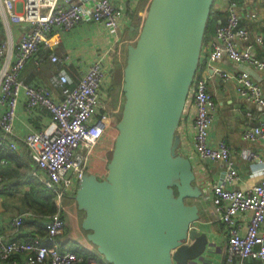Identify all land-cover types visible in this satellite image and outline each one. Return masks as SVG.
Returning a JSON list of instances; mask_svg holds the SVG:
<instances>
[{"label":"built area","instance_id":"built-area-1","mask_svg":"<svg viewBox=\"0 0 264 264\" xmlns=\"http://www.w3.org/2000/svg\"><path fill=\"white\" fill-rule=\"evenodd\" d=\"M0 1L6 16L23 27L17 43H0V145L12 151L22 147L28 150L36 168L34 176L54 194L58 208L48 216L28 212L13 218L10 225L15 230L22 228L29 217L41 220L46 235L45 238L34 236L25 241L8 242L0 236V263L7 264L13 256L20 255L23 264H106L98 257L85 258L73 251L60 250L56 242L65 229L64 200L76 194L80 180L90 172L96 148L108 140L112 124L122 112L118 110L120 107H116L117 110L110 108L104 100L110 90L105 93L108 86L103 82V67L99 62L92 63L82 73L80 81L73 85L62 66L63 61L56 53H51L50 61L61 66L51 79L52 86L61 90L60 98L46 85L26 83L21 73L43 46L52 47L58 43L52 37L54 33L70 31L83 22L102 26L105 36L118 42L119 30L126 25L125 12L113 0ZM239 1L228 0L226 19L216 27L217 44L207 54L208 62H217L226 56L236 63L247 61L264 70V60L239 49V44L249 37L240 25ZM258 42L264 46V35L258 37ZM221 76L227 78L225 73ZM241 77L238 92L264 107L260 86L246 71ZM188 96L196 108L193 121L195 151L204 160L224 161L228 166L222 180L212 185L209 196L217 219L226 225L228 260L238 257L240 264L246 260L264 263V162L259 181L253 186L229 188L238 175L228 146L223 142L211 144L215 102L206 79L194 78ZM21 99L28 110L48 111L51 120L43 129L23 136L17 133L15 118ZM241 137L245 141L264 139V119L256 126L247 127ZM6 162L2 159L0 166ZM248 212L251 217L243 230L240 217ZM192 228L197 229L195 223Z\"/></svg>","mask_w":264,"mask_h":264},{"label":"water","instance_id":"water-1","mask_svg":"<svg viewBox=\"0 0 264 264\" xmlns=\"http://www.w3.org/2000/svg\"><path fill=\"white\" fill-rule=\"evenodd\" d=\"M214 1L151 0L127 47L107 174L87 172L75 194L87 239L109 264H189L208 246V234L192 228L203 190L178 152L177 129Z\"/></svg>","mask_w":264,"mask_h":264},{"label":"crops","instance_id":"crops-1","mask_svg":"<svg viewBox=\"0 0 264 264\" xmlns=\"http://www.w3.org/2000/svg\"><path fill=\"white\" fill-rule=\"evenodd\" d=\"M113 1L122 8L126 17V25L119 30L120 40L118 42L114 43L115 41L109 40L105 36L102 26L92 22H83L70 31L54 33L52 37L57 39L58 43L52 47L43 46L26 64L21 73V78L28 84L46 85L52 88L54 95L60 98L62 97L61 90L52 86L51 79L53 75L58 73L61 66L50 61L48 56L51 53H56L63 61L62 66L69 74L73 85L80 81L82 73L92 63L99 62L104 70V85L108 86L105 93L110 90L109 99L104 98V100L107 101L110 108L115 109L113 90L116 86L119 65L120 62H126L127 47L133 43L132 34L135 27L131 25V13L135 16L134 21L136 18H141L142 11L145 10L147 13L149 0ZM227 5L228 0L214 1L212 15L217 18V24L212 32L207 35L202 46L200 64L204 67L198 69L196 78L206 79L209 92L215 102L214 119L210 130L211 144L217 145L223 142L228 146L234 170L238 175V179L228 187L248 189L259 181L261 175V166L264 162V139L245 141L242 140L241 136L247 127L256 126L260 120L264 119V107L241 95L237 88L242 80L241 73L246 71L250 79L260 86L264 96V70H259L254 64L247 61L236 63L226 56L217 62H208L207 54L217 44L216 27L220 22L225 21ZM18 11L20 12L19 8ZM238 12L240 25L247 30L249 36L247 40L239 44V49L242 52H249L253 58L264 60V46L258 42V37L264 35V0H240ZM22 28L20 24L13 23L6 16L0 1V43L5 42L12 45L17 43ZM221 73H225L227 78H223ZM195 113L196 108L189 97L177 129V134L181 140L178 152L191 160L195 172V184L203 190V196L196 201L200 207V219L195 225L198 230L206 232L209 237L206 251L194 261V264H224L233 261L235 264H240L238 257H235L237 260L235 258L233 261L228 260L226 225L217 219L214 213L215 207L209 197L212 185L222 180L228 166L224 161L204 160L195 151L193 128ZM50 120L51 116L47 110H28L21 99L17 108L15 129L19 135L23 136L30 131L43 129ZM10 151L18 153L19 156H14L13 159L3 158L7 162L0 166L1 176V171H4L8 166L12 169V172L9 173L12 187H8L5 193H0V236L5 242L11 240L25 241L34 236L45 238V230H40L42 226L45 228L44 223L41 220H36L35 217L27 218L24 226L18 230L13 229L10 225L13 218L24 213H32L23 209L22 201V196L30 188L24 184L14 186L15 183L19 182L16 180V173L27 174L31 172L32 176L35 177L34 172L36 171L26 148L22 147L17 151ZM11 173H13L12 176ZM2 184L3 176L0 189L3 188ZM64 208L65 229L56 241L59 249L76 252L74 249L84 248L97 255L93 244L87 239V232L83 230L81 223L78 224V219L68 218L66 214L68 207L64 206ZM250 217V212L240 217L243 230ZM224 252L225 258L223 259ZM23 262V256L19 255L13 256L7 264H23ZM243 264L264 263L246 260Z\"/></svg>","mask_w":264,"mask_h":264},{"label":"trees","instance_id":"trees-1","mask_svg":"<svg viewBox=\"0 0 264 264\" xmlns=\"http://www.w3.org/2000/svg\"><path fill=\"white\" fill-rule=\"evenodd\" d=\"M150 1L151 0H149V3H150ZM149 3H148V6H149ZM131 17H132V24L131 25L136 28V24L134 23V18H135L134 14L131 13ZM216 24H217V18L215 16H213L212 12H211L209 15L207 24H206L203 44L207 39V35L212 32V30ZM200 67H204V65L199 63L198 69H200ZM198 69H197V72H198ZM197 72H196L195 78L197 76ZM14 156L18 157L19 154L16 152L12 153L5 146L0 145V161L3 158L13 159ZM29 156H30V154H29ZM31 160H32V158H31ZM32 162L34 163L33 160H32ZM10 172H12V169L10 166H8L4 171H1L2 176H3V184H2L3 188L0 189V193H5V190L8 187H10V188L12 187V181L9 178ZM12 174L13 173H11V176H12ZM16 180H19V182L15 183L14 186L17 187L19 185L24 184V185H28L30 188L29 191L24 196H22V201H23V205H24L23 209L24 210L31 211L34 215L41 216V217L54 214L55 212L58 211L57 205L55 203L54 194L50 190H48L42 182H40L38 179L33 177L31 172L27 173V174L16 173ZM40 230L43 231V230H45V228H43V226H42V228ZM74 251H76L80 255H84L85 258H87L88 256H96V257L100 258L103 262H105L106 264H109L105 261V259L102 256L99 257L98 255H96L91 250H87L84 248H76V249H74Z\"/></svg>","mask_w":264,"mask_h":264},{"label":"rangeland","instance_id":"rangeland-1","mask_svg":"<svg viewBox=\"0 0 264 264\" xmlns=\"http://www.w3.org/2000/svg\"><path fill=\"white\" fill-rule=\"evenodd\" d=\"M145 15H146V12L145 10L142 11V17L141 18H136L134 23L136 24V28H135V31L134 33L132 34V42L134 43L140 33V30L142 28V25L144 23V20H145ZM138 17V16H137ZM131 36V34H130ZM131 42V43H132ZM124 61L123 62H120V67H119V71H118V74H117V80H116V86L113 90V106L115 107H120L119 109L118 108H115V110H122L123 108V104H124V101H125V98H124V94H123V91H122V85H123V68H124ZM117 113V112H115ZM121 117V114L119 112V115L117 117V119H115V122L112 124V127L110 129V132H109V136H108V140L104 141L102 143L101 146H98L96 148V151H95V154H94V157L92 159V162H91V167L89 169L90 172L92 173H95L98 177L100 178H104L107 174V164L111 158V155H112V151H113V148H114V141H115V137L117 135V130L115 128V125L114 124H117V122L119 121ZM65 206L68 207V209H66L67 211V215H68V218H75L78 219L77 221L78 224L82 223V220L84 218V212L82 210H79L78 207H77V203H76V200H75V195L71 198H66L65 200ZM188 202H192V200H188ZM93 248L94 250L97 252L96 250V247L93 245ZM97 255L99 257H101V255H99V253L97 252ZM235 260H237V258H235ZM195 262L194 261H191V264H194ZM225 264H235V261L233 262H226Z\"/></svg>","mask_w":264,"mask_h":264}]
</instances>
